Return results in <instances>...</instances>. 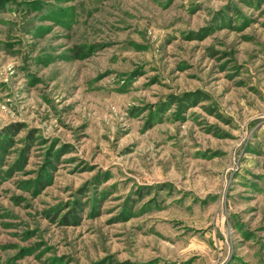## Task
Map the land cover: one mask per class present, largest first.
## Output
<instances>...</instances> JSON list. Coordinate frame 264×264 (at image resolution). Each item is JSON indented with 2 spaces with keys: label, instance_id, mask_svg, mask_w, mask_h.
<instances>
[{
  "label": "rangeland",
  "instance_id": "obj_1",
  "mask_svg": "<svg viewBox=\"0 0 264 264\" xmlns=\"http://www.w3.org/2000/svg\"><path fill=\"white\" fill-rule=\"evenodd\" d=\"M0 264H264V0H0Z\"/></svg>",
  "mask_w": 264,
  "mask_h": 264
}]
</instances>
